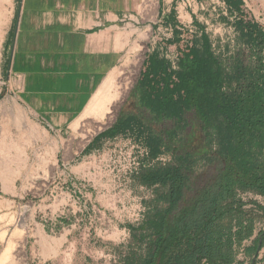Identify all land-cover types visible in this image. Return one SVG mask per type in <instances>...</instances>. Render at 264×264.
<instances>
[{
	"label": "rangeland",
	"instance_id": "rangeland-1",
	"mask_svg": "<svg viewBox=\"0 0 264 264\" xmlns=\"http://www.w3.org/2000/svg\"><path fill=\"white\" fill-rule=\"evenodd\" d=\"M10 2L0 0V39L4 36ZM205 27L213 53L228 76L235 72L239 55L244 66L255 67V56L241 40L239 32L228 26ZM193 31L197 32L196 29ZM142 38L140 55L129 60L115 80L94 97L85 114L91 118L79 126L78 149L84 148L97 134L114 128L138 107L135 92L146 56L166 50L163 41L154 39L150 27L143 30ZM139 50L136 46V52ZM159 58L169 63L175 60V48ZM240 85L247 83L240 82ZM237 86L236 82L225 83L223 91L230 93L238 89ZM17 96L6 85H0V157L6 156L7 142L11 144L13 138L20 137V130L28 128L27 114L18 104ZM142 111L140 131L122 134L118 140L109 142L100 154L72 169H63L61 175L52 169L30 170L37 183L28 186V195L21 201L16 216L0 217V227H10L7 236L3 233L6 237L0 239V264H119L117 252L127 250L132 239L131 228L141 227V231H146L148 227L145 216L155 198V189L140 184L138 178L143 170L168 166L176 157L188 153L197 159L195 171L203 185L216 175V167L208 162V156L217 148L214 133H204L194 114L187 115L186 124L177 126L172 121L156 124L148 110ZM163 134H166L163 152L153 158L148 145L150 136ZM255 153L264 164V141L255 146ZM68 198H75L84 213H77L75 204ZM236 198L245 209L264 207V195L261 194L238 190ZM110 204L115 208L112 209ZM230 224L233 232L241 230L244 234L249 227L245 221L240 229L237 219ZM117 227L122 234L116 233ZM253 230L251 238L235 245L234 264H264L261 261L264 248L260 252L254 251L255 239L264 233V221L255 222Z\"/></svg>",
	"mask_w": 264,
	"mask_h": 264
},
{
	"label": "crops",
	"instance_id": "crops-1",
	"mask_svg": "<svg viewBox=\"0 0 264 264\" xmlns=\"http://www.w3.org/2000/svg\"><path fill=\"white\" fill-rule=\"evenodd\" d=\"M241 16L264 37V0H17L16 4L11 0L0 39V85L18 95L28 128L7 142L6 156L0 157V217L16 216L28 186L37 183L31 169H52L61 175L63 169L100 154L120 138L118 132L111 134L114 127L78 149L79 126L91 118L85 114L94 97L140 55L143 30L150 27L154 39L166 47L146 58L160 57L176 40L208 35L205 26H228L238 32ZM168 64L171 71L180 70ZM147 72L145 65L140 79ZM142 112L137 107L129 115L137 121L134 131H140ZM68 200L77 213H84L75 198ZM8 228L0 227L2 238ZM114 230L123 233L118 227Z\"/></svg>",
	"mask_w": 264,
	"mask_h": 264
},
{
	"label": "trees",
	"instance_id": "trees-1",
	"mask_svg": "<svg viewBox=\"0 0 264 264\" xmlns=\"http://www.w3.org/2000/svg\"><path fill=\"white\" fill-rule=\"evenodd\" d=\"M236 29L255 56L254 68L244 66L239 55L228 76L205 34L168 44L179 58L178 72L156 55L145 60L148 72L135 92L138 107L148 110L156 124L181 126L194 114L204 133H214L217 148L208 162L217 173L203 185L195 171L197 159L188 153L168 166L143 170L140 184L155 189L145 216L148 227L131 228L127 250L117 252L119 264H234L235 245L254 235L255 222L264 221V207L245 209L236 198L238 190L264 195V164L255 153L264 141V37L247 17H239ZM232 82L239 88L225 93L224 84ZM136 124L128 116L111 134L130 132ZM165 140L166 134L150 136L153 158L162 154ZM234 219L240 229L248 221L246 234L233 232ZM255 241L254 251L260 252L264 233Z\"/></svg>",
	"mask_w": 264,
	"mask_h": 264
},
{
	"label": "built area",
	"instance_id": "built-area-1",
	"mask_svg": "<svg viewBox=\"0 0 264 264\" xmlns=\"http://www.w3.org/2000/svg\"><path fill=\"white\" fill-rule=\"evenodd\" d=\"M176 61V62H175ZM170 65L172 66V68L175 70V69H178L179 70V61H178V58L176 57L175 60H171L170 62ZM177 71V70H175Z\"/></svg>",
	"mask_w": 264,
	"mask_h": 264
},
{
	"label": "bare ground",
	"instance_id": "bare-ground-1",
	"mask_svg": "<svg viewBox=\"0 0 264 264\" xmlns=\"http://www.w3.org/2000/svg\"><path fill=\"white\" fill-rule=\"evenodd\" d=\"M135 63H136V61L134 62V65H135ZM109 85H110V84H108V86H109ZM1 238H2V236H0V239H1ZM7 254H8L7 251L3 254V256H5V257H3L4 260L7 258Z\"/></svg>",
	"mask_w": 264,
	"mask_h": 264
}]
</instances>
